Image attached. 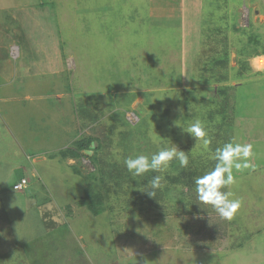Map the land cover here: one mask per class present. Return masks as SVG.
<instances>
[{"label": "rangeland", "instance_id": "rangeland-1", "mask_svg": "<svg viewBox=\"0 0 264 264\" xmlns=\"http://www.w3.org/2000/svg\"><path fill=\"white\" fill-rule=\"evenodd\" d=\"M0 47V74L5 75L0 82L11 80L7 95L0 96V184L3 186L5 177L14 174L18 179H30L32 186L44 193L40 185L43 178L41 182L56 198L47 196V207L32 212V201L26 203L25 221L17 228L24 231L20 241L26 242L31 231L32 241L36 236L49 235L65 254V258L57 259L58 253L54 257L41 249H30L28 253L22 250L21 261L85 264L79 248L85 251L83 243L87 240L86 244L92 246V238L98 235L112 239V231L106 227L109 222L122 237L116 252L136 256L149 251V264H201L200 254L194 253L191 261L179 255L182 243L187 241L183 240L184 234L194 232L192 225L187 229L189 221L202 225L204 230L222 219L215 225L217 244H225L221 240V222L229 223L225 230L234 243L239 240L233 236H239L238 225L245 217L247 223L251 222L249 213L255 201L248 206L245 217L239 218L237 213L231 220L221 218L211 206L198 207L195 201L198 208H193L191 218L184 219V224L181 218H173L171 225L182 235L173 243L171 256L159 250L154 253L162 245L160 237L165 242L163 247L170 248L172 231H168L166 220L156 219L157 210L150 219L139 220L132 200L134 193L145 196L141 190L158 173L133 177L123 160L155 153L172 143L191 156L203 155V160H210L207 152H214L226 142L211 140L205 150L199 144L195 146V139L183 128L200 119L208 132L214 129L218 137L225 139L218 112L223 107L227 109L226 119L236 128L240 126L238 119L254 107L252 113L259 117L264 129V59L253 60L264 50V0H0ZM217 60L228 61V67L215 63ZM206 63L211 73H221L228 82L205 84L201 75ZM225 85L233 86L226 92V99L217 92ZM78 109L83 113L92 111L100 118L90 122L79 115ZM85 140L92 143L83 158L66 159L60 155L80 150L78 146ZM26 154H37L38 163L45 160V166L56 165L57 171L52 169L53 176L49 178L58 180L60 186L53 183L52 190L43 168L33 175ZM44 154L47 158H43ZM252 163L255 165L254 160ZM252 163L244 170L254 169ZM180 169L179 163L173 161L166 177L177 176ZM75 171L82 173L75 176ZM72 176L77 178L73 182ZM251 176L264 180L258 173ZM79 184L84 189L87 184L88 188H103L110 194L108 201L105 196L103 199L114 207L111 210H116L108 212V223L101 214L94 218L87 210H78L73 201L80 195ZM173 189L177 187L173 185ZM92 193H87L89 199ZM21 197L14 192L18 202ZM146 198L147 195L142 200ZM17 207L23 210L21 206L14 210ZM2 210L7 217L12 214V209L0 203ZM47 226L52 227L50 231ZM131 228L136 231L134 237H130ZM0 229L4 227L0 225ZM212 230L213 227L208 231ZM254 230L257 232L250 241H255L242 244L260 249V264H264V235L258 234L260 226ZM199 240L206 239L190 241ZM1 243L0 264H12L11 254L4 253ZM151 246L154 249L145 248ZM257 250L229 251L230 264L235 263L233 259L235 264H259L255 257L262 256L256 254ZM98 254L105 252L100 249ZM88 255L92 260L91 253ZM222 259L220 256L213 262L221 263Z\"/></svg>", "mask_w": 264, "mask_h": 264}, {"label": "clouds", "instance_id": "clouds-1", "mask_svg": "<svg viewBox=\"0 0 264 264\" xmlns=\"http://www.w3.org/2000/svg\"><path fill=\"white\" fill-rule=\"evenodd\" d=\"M258 58H264V56L253 57V60H256ZM227 86L228 85H225V87ZM230 125H232L230 120H228V123L226 125L223 124L222 131L226 135L225 139H221L220 137H218L214 129H211L208 132L205 122L200 119L194 120L193 122L188 124L186 128H183L184 132L188 133L192 138L195 139L196 141L195 146L199 144L205 150L209 149L211 140H213L215 143L216 141H220V140L226 142L222 147L216 148L214 152L211 151L207 152V154H210V160L212 159L211 161L209 160L208 157H205L206 161L203 160L202 159L203 155H197V156L190 155L191 161L189 163V153L180 150L178 146L174 145L173 143L172 146L161 148L155 153L138 154L135 156H128L124 158L123 165L127 169L128 173L133 177H143L148 173H158L157 175L152 176V178L148 181L145 188L141 191L145 192L150 198L156 199V202H158L159 204L158 206L159 208H154V211L159 209L158 214L161 215L160 217L161 219L163 217L162 216L163 213L166 212V216L163 219L167 221L166 226L168 231H172L171 233H178L175 232V230L178 229L176 227L174 228V226L171 225L173 218H181L182 223L184 224V219L189 220V218H191L193 208L194 207L198 208L201 206V204L206 206H211V208L221 218L225 220L233 219V217L241 209L242 201L238 198H234V193L229 190V186L234 185L236 182L233 170L239 172L244 169L250 168L252 166L250 158L253 156V145L248 143H244V144L235 143L233 142V139L227 137L226 128ZM229 140L231 142H228ZM86 151H88V149L80 151V153L82 154V158L85 155V154L83 155V153H85ZM44 157L47 158V154H45ZM26 159L31 162V165L33 163L36 164L38 163L37 154H35L34 156H31V154H26ZM66 159H71V158H66ZM173 161L178 162L179 167L181 168L180 171L178 172V175H181L183 178H187L186 180L190 181L191 183L187 184L183 182L179 185L177 184L175 185L177 187L176 190L173 189V185H172L173 193L171 194V196H174V199L173 200L171 199L170 201V199L166 198L163 199L162 201L160 194L162 189H164L163 187L167 183L166 173L169 171ZM184 169L186 173L184 172ZM25 171L26 169L23 168L22 169L23 174L25 173ZM75 172H76L75 176H79L82 173L77 171ZM38 174L39 173L37 172H33V175H38ZM75 176L71 177L72 182L73 180L77 179L75 178ZM32 184L33 182L31 183L30 179L23 177L20 184L15 185L14 189L19 194L26 193L27 190H32V192H30L27 195L30 197L29 199L32 201V204H37L34 206V208L35 209L38 208L41 210L46 203L44 204L39 200L46 195V192H48V188L45 185V187H43L45 192L39 193V190L36 189L35 186H32ZM190 192H193V194H191ZM158 196L160 198H158ZM52 199L54 198L51 197V200ZM195 201L198 202V204H200L198 205V207L195 205ZM167 206L168 207L171 206L169 208V211L167 210ZM175 206L178 207V209L174 210ZM150 212L151 213H146L145 215H141V216H143L144 219H150L153 209H151ZM100 214L101 215L105 214L108 216L107 211H104ZM154 221L155 220H152L151 222ZM220 221L223 220L220 219L217 223L214 221V223H212L211 225L205 226L204 227L205 229L201 231L202 233H199L197 235L191 233V231L189 230L191 225L192 228L197 225L189 224L190 222L189 221L186 225L189 232L187 234H184V236L194 235L196 236V239H200V236L202 234L210 233L209 231H207V227L210 226V228L213 227L212 230L213 233H211V237L215 241H213L212 243L209 239L208 246H214L216 241L219 239L217 236L218 232H216L217 228L215 227V225L219 224ZM221 223L223 226L224 236H226L227 232L225 229L228 223L227 222L226 223L221 222ZM51 228L52 227L47 226L48 231H50ZM178 234L182 235V232L180 231V233ZM43 236L46 237L47 239H50L49 235H43ZM183 240L186 239L184 238ZM200 241L201 240L196 242H191L190 240L187 239L185 243H182L181 249L186 250V248H190V247L194 248L196 244L197 245L199 244ZM1 248L2 250H4V253L11 254L10 258L12 264H20V263L29 264V261L27 259L21 261L19 258V253L22 250L25 253L29 252L25 248L19 247L14 244H4V243H1ZM34 264H39V263L35 262ZM145 264H149V262L146 261Z\"/></svg>", "mask_w": 264, "mask_h": 264}, {"label": "crops", "instance_id": "crops-1", "mask_svg": "<svg viewBox=\"0 0 264 264\" xmlns=\"http://www.w3.org/2000/svg\"><path fill=\"white\" fill-rule=\"evenodd\" d=\"M1 48L2 47H0V51H2ZM0 60H1V57H0ZM0 77L5 78V75L0 74ZM9 82H11V80L9 81L7 80L5 83L0 82V96H4V93L5 95H7L6 93L11 86ZM253 109L254 107L249 109L250 111L249 114L248 113L244 114L243 115L244 117H241V119L240 118L238 119V124H240L238 128H236V126L234 125L233 126L230 125L226 128L227 137L233 139V142L242 143V144L248 143V144L253 145V156L250 158V161L251 163L253 160L255 161V165L252 163L254 166V169L242 170L239 172H236L235 170H233L236 182L234 185L229 186V190L234 193V198H238L242 201V207L238 211L239 218L241 216L242 217L246 216V210L248 206L253 201H255V205L252 207V211L249 213V216L252 218V220L250 223H247L246 217H245L244 220L242 221V223L244 224L241 225L242 223H240V225H238L239 236H233L234 238L239 239V240H236V243H234L235 242L234 239L232 240L228 234L224 236L225 238L221 239V240H225V244L218 245L217 244L218 242L216 241L214 246H208L209 239L212 243L213 241H215L211 237L212 231H209L210 233L202 234L200 236V239H206L205 241L201 240L199 242L202 250H195L193 247H191L193 250H189L188 248H186V250L188 251L187 253L186 252L183 253L181 250H179L183 254L182 258H186L187 261L188 260L191 261L192 259H194L193 254L195 253V254L201 255V260H202L201 264H230L231 257H228L229 251H234V253H238V252L245 253L246 251H249V253H253L255 252V250H257L254 247L249 249L242 244V242L246 240H248L247 242L248 244L255 241V240L250 241L253 238V236H255V233L257 232V230H254V228L260 226V231L258 232V234L262 236L264 235V180L263 179L256 180L255 178H252L251 176L252 174L258 173L264 177V166H263L264 165V129L260 125L259 117L257 118V115H253L252 113ZM2 115H3V112H2ZM43 158H46V157H43ZM42 162L44 163L45 160H43ZM43 163H37V164L33 163L32 172L40 173V169L43 168L44 169L43 175L45 177L49 178L50 176H53L52 169H54V171H57L58 167L56 165L53 166L52 163L50 164V166H48V164L47 166H45ZM47 170L50 171V173L49 172L47 173L46 172ZM59 174L57 175V177L59 176ZM53 183H56L58 187L60 186L59 185L60 183L58 182V180L52 179L50 181V178H49V186L52 188V190H53ZM3 187L4 186H1L0 184V197H1L0 203L12 209V212H11L12 214L7 217L5 210H2L0 212V225L4 227V229H0V232H1L0 241H2V243L4 244H14L17 246L20 245L21 247L25 248L27 251H29L30 249H38V250L41 249L44 254H47L48 252H50L54 257H56V254L58 253L57 258L59 259L62 257L65 258V254L61 253L63 252V249H60V248L58 249L57 243L55 241L53 242L51 238L50 239H47L46 237L38 238L36 236L37 240L35 239L34 241H32L33 238H30L32 235V231H31L29 233V237L26 239V242L20 241V238L22 234L24 233V231H22L21 229H17V228L23 224V222L25 221L26 215L25 214L23 215L22 211L21 213L16 214L17 211L18 212L20 211L18 207L14 210V207L18 206V202H14V200L16 199H14L13 196H10L8 198L4 197V194L2 193L4 189ZM47 196H50V198L51 197L56 198L53 195L51 196V193L48 189V192H46V195L42 197L39 201L45 204L48 201L44 202L43 199H45ZM34 206L35 204H32V208L30 209L31 212L35 211ZM45 207H47L46 204H45ZM103 216H105L107 223H108V216L105 214ZM98 217L100 216H97V218ZM228 225L229 223L227 224V226ZM106 227H108V231H112V232L114 231L110 222L108 223V225H106ZM209 229H210V226L207 227V231ZM18 230L19 232H17ZM111 235H113V233ZM180 238H181L180 234L170 233L169 241L171 243H174ZM184 238L186 240L187 239L191 240V239H196V236L189 235V236H184ZM161 239L163 238L162 237L159 238V243H162V245L160 246V249L156 248V250H154V253H156L159 250L161 254H164L166 255V257L169 258V256H171V251H172L171 246L173 244L170 245V248L163 247V243L165 242H163ZM35 241L37 244L36 246H35ZM92 241H93L92 246H88L86 244V242H88L87 240L83 243V247L85 251L81 249L80 247L81 245L79 246L80 247L79 255L86 258L85 264H145L146 261L149 262V259H150L149 251L139 252V249H136L135 250L137 251L136 253L139 252V254L136 256L135 254H130L126 256V253H123V255H121L119 252H116V249L118 247L117 245L118 242L113 241V237L112 239L111 238L107 239L106 237L102 235H98V236L93 237ZM32 245L35 248L32 247ZM145 248L154 249V247L152 246L145 247ZM100 249H102V251L105 252V254H102V255L98 254V251ZM89 253H91L92 255V260H90V257L88 255ZM256 254H259L262 256L260 249L257 250ZM220 256H223L222 262L214 263L213 262L214 258L215 260L218 261ZM134 257L137 259L136 263L134 262V259H135ZM141 259H144V260L142 261ZM255 259H256V262L260 264V260L263 259V256L255 257ZM233 262L236 263V259H233ZM56 263L58 264V262ZM235 263H231V264H235ZM189 264H194V263L191 262Z\"/></svg>", "mask_w": 264, "mask_h": 264}, {"label": "trees", "instance_id": "trees-1", "mask_svg": "<svg viewBox=\"0 0 264 264\" xmlns=\"http://www.w3.org/2000/svg\"><path fill=\"white\" fill-rule=\"evenodd\" d=\"M195 24H196V22H195ZM199 30H200V27H199V29L197 30V33H196L197 38L199 37ZM258 56H264V50L262 52H259V53L255 54L253 57H258ZM210 61L211 60L209 58V63H212ZM215 63L222 64L223 66H227L228 67V61H219V60H217ZM207 64L208 63H206V65H205L206 67L203 70L205 73L201 75V76H203L202 80H203V82L205 84H207V85H220V84H225L226 82H228V79L226 77L222 76L221 73H219V72H217V73H211L212 71L210 69L208 70ZM220 66L221 65H219L218 67H220ZM206 73H210V76H206ZM231 88L232 87L227 86V89H226L225 86H222L221 88H218L217 89V92H218V94H220L219 95L220 97H223V98L226 99V92L229 89H231ZM243 88H246V87L245 86H242V89ZM241 94H242V96H244V93L242 91H241ZM77 112H79V115L80 116L85 117L90 122H96L100 118V116L94 115L92 113V111H89L88 113H83V112H80V110L78 109ZM218 112H219V115L222 116L221 120L226 125L228 123V120H227L228 118L226 119V117H227L226 116V113H227L226 107L221 108V110L218 111ZM218 112H217V114H218ZM83 126L85 127L86 125H83ZM93 140L94 139L92 138V141ZM85 141H82L81 144L78 146L80 150H78V151H76L74 153H70L69 151H63L62 153H60V155L63 158H74V159H80V158H82V154L80 153V151L85 150V149L86 150L87 149H90V145L92 143V141L91 142H88V141L85 142ZM66 152H68V153H66ZM190 161H191V156L189 155V163H190ZM74 169H76V167H74ZM89 179L90 180H93V177H90ZM166 179H167V183L163 187L164 189H162L161 194H160L162 201H163V199H166V198L170 199V201H171V199H173V197L171 196V194L173 193L172 185H174V186L177 185V184L179 185V184H181L183 182H185L187 184L191 183L190 181H187L186 180L187 178H183L181 175H178V176H175V177L168 176V177H166ZM21 180H22V178L21 179H18L14 174L9 175L8 177H5L4 183H3V186H4L3 188L4 189L2 191V193L4 194V197H6V198H8L10 196H13L14 197V192H16L15 189H14V187L17 184H20ZM40 185L42 187H45L46 184L40 181ZM92 186H95V185H92ZM104 187H106L105 184H104ZM77 189H78L77 191H79V194L80 195L74 196L73 203L77 204L78 210H87L94 217L95 216H98L100 213H102L104 211H107V212L110 213V210H111L110 208L112 206H110L109 204L106 203V201H105L106 199L105 200L103 199L104 196H105L107 198V201H108V199H110V194H107L108 192L104 191L103 188H101L103 191L100 188H98V187H89L88 188V184H87V187L85 188L86 191L84 192L85 189L83 187H81V185L79 184L78 187H77ZM11 192H13V193H11ZM30 192H32V190H27L26 193L21 194V196H22L21 197V200H22L21 202L20 201L18 202L16 200H14V202H18V206H21L23 208V210H22V214L23 215L25 214V212H24L25 209H26L25 208V205L30 200L29 199L30 197L27 195ZM91 192H93L92 193V199H89L87 193H91ZM16 193L19 194L18 192H16ZM137 195H138L137 193H134V196L136 198H138V199H136L135 197H133V200H132V202H133V208L135 209V211L140 216V217H137V218H139V220L140 219L145 220L143 218V216H141V215L143 213H151L150 212L151 209H153V212H154V208H159L158 207L159 204H158V202H156V199L155 198H150L147 194H145V196L143 197V198H145L146 195H147V198L144 201L142 200L143 198L138 197ZM158 198H160V197L158 196ZM103 201H105V202H103ZM69 207L72 208L71 206H69ZM170 207L171 206H169V207L167 206V210L168 211H169V208ZM112 209H114V207H112ZM175 209H178V207L175 206L174 207V210ZM115 210H111V213H113ZM73 211L74 210L72 209L69 212H73ZM157 211H159V209ZM162 216H163L162 217V219H163L166 216V212H164ZM157 217L158 218H156V219H159L161 217V215L158 214ZM135 219H136V217L134 216V220ZM156 219H154V220H156ZM130 223H131L130 221H127V224H130ZM189 224H192V223L189 222ZM129 229H130V227H128V230ZM193 230H194L193 234H196L197 235L199 233H202L201 231L203 229H201V226H195V227H193ZM131 231H132V234H131L130 237H134V234H136V231H134V229H132V228H131ZM112 233H113V235H112L113 241L119 242L122 237L119 236V234H117L115 231H113ZM127 242L128 243H131L129 241H127ZM194 249L195 250H202L201 247H200V244H198V245L196 244V246L194 247ZM184 250L185 249H181V251L183 253L185 252ZM181 251L179 252V255L180 256H183V254H182ZM187 252L188 251L186 250V253Z\"/></svg>", "mask_w": 264, "mask_h": 264}]
</instances>
